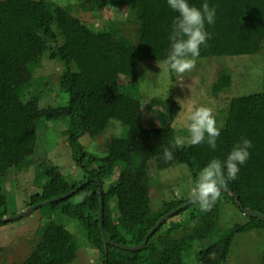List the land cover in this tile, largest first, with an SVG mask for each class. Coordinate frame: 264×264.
I'll list each match as a JSON object with an SVG mask.
<instances>
[{"label": "trees", "instance_id": "1", "mask_svg": "<svg viewBox=\"0 0 264 264\" xmlns=\"http://www.w3.org/2000/svg\"><path fill=\"white\" fill-rule=\"evenodd\" d=\"M203 2L192 0L198 7ZM208 2L217 9L216 22L208 26L211 36L198 59L257 54L264 43V0ZM107 3L110 7L125 4L138 24V32L147 23L168 26L170 32L176 15L166 0H107ZM169 50L168 42L165 55ZM137 51L133 39L120 27L91 29L51 0H0V184L11 169L33 163L29 153L16 152L11 147L15 133L27 127L36 130L39 122H60L74 166L81 175L69 179L51 161L45 158L39 163L34 161L37 189L28 195L25 210L60 197L36 208L49 206L53 212L55 205L64 218L79 222L86 242L103 251V264L107 257L116 264H225L231 245L228 251L223 247L236 234L264 228V221L246 214L236 202L264 214V89L229 98L215 150L207 144L193 147L179 142L182 147L172 149L174 158L165 164L166 168L186 165L194 183L211 159H224L241 138H249L253 143L249 160L241 166L238 179L224 185L231 193L221 190L220 198L206 213L195 202L168 216L138 250L105 245L101 236L98 182L104 232L109 240L122 245L141 244L161 216L190 201L179 197L163 201L157 210L150 209L148 164L163 159L164 149L172 148L178 141L170 123L164 126L144 123L142 101L135 95L136 79L124 84L119 80L114 58L135 63ZM43 60L60 63L62 70L38 76ZM231 83L228 70L220 69L212 91L215 94L226 91ZM52 89L65 92L66 102L41 106V100ZM111 119L120 121L126 131L116 139L119 153L98 156L86 151L80 137L100 135ZM126 197L129 204L121 212L118 205ZM226 203L233 204L243 217L224 227L219 217ZM10 209L6 194L0 192V218L15 215ZM10 221L13 220L0 224ZM49 228L23 264L72 261L69 230L60 223ZM257 264H264V252Z\"/></svg>", "mask_w": 264, "mask_h": 264}, {"label": "rangeland", "instance_id": "2", "mask_svg": "<svg viewBox=\"0 0 264 264\" xmlns=\"http://www.w3.org/2000/svg\"><path fill=\"white\" fill-rule=\"evenodd\" d=\"M51 1L67 8L73 16L84 21L91 29L117 26L133 39L138 48L137 62L114 58L119 80L124 84L132 78L136 79L138 92L135 95L138 94L142 101L144 123L147 126H164L170 123L174 136L180 143L186 144L189 139L186 117L194 106L206 105L213 108L218 124L221 125L224 120L223 110L230 97L264 89V43L255 55L200 58L190 73L183 75L169 73L165 76L163 71L165 51L170 33L168 26L147 23L142 32H138V24L126 10V5L110 7L106 5L109 4L107 0ZM220 69L228 70L232 83L228 90L215 94L211 86ZM61 70L60 63L43 60L37 75L55 74ZM146 70L152 73L150 79L145 77ZM48 94L45 100H41V106L60 105L67 100V94L57 89H52ZM153 96L158 97L152 98ZM153 105L159 110L153 112ZM62 130L60 122H39L36 130L27 127L12 137L10 145L14 151L29 153L33 163L11 169L6 174L3 184H0V192L6 194L11 205L9 212L18 214L25 210L24 202L28 195L37 189L34 161L39 163L44 158L51 161L69 179L81 175V171L74 166ZM125 132V127L120 121L111 119L108 127L100 135L93 137L84 134L79 141L86 151L98 156L117 155L120 145L116 139L124 136ZM165 164L166 161L161 158L151 160L148 164L152 211L157 210L165 200L188 198L194 184L186 165L166 168ZM128 204L129 197H126L119 203L118 209L123 212ZM221 208L219 221L222 226L227 227L235 221L242 220V213L233 204L226 203ZM54 223L62 224L72 235L69 245L72 261L69 264H103L105 259L103 251L92 248L86 242L79 222L64 218L57 212L55 205L53 212L49 206H42L20 219L0 224V264H23L36 248L40 238ZM229 248L230 254L225 264H257L264 252V228L236 234L223 250L228 251ZM105 262L116 264L111 257H107Z\"/></svg>", "mask_w": 264, "mask_h": 264}, {"label": "clouds", "instance_id": "3", "mask_svg": "<svg viewBox=\"0 0 264 264\" xmlns=\"http://www.w3.org/2000/svg\"><path fill=\"white\" fill-rule=\"evenodd\" d=\"M166 3L176 15L173 17L168 37L170 50L164 60V74L167 76L169 73H190L196 67L202 47L208 44L211 36L208 26L215 24L217 9L211 6L208 0H204L199 7L192 3V0H166ZM146 76L150 79L152 73L146 70ZM154 97L158 96L152 98ZM158 110L157 106L153 105V112ZM186 128L189 146L207 144L212 150L217 148L222 125L218 124L213 108L206 105L194 106L187 114ZM180 147L182 145L179 142L172 148L166 147L162 158L171 161L174 158L172 149ZM252 148V140L244 137L233 146L224 159H211L200 170L188 198L195 201L202 212L210 211L220 198L222 186L229 180L238 179L241 166L249 160Z\"/></svg>", "mask_w": 264, "mask_h": 264}, {"label": "water", "instance_id": "4", "mask_svg": "<svg viewBox=\"0 0 264 264\" xmlns=\"http://www.w3.org/2000/svg\"><path fill=\"white\" fill-rule=\"evenodd\" d=\"M87 182H88V180H86V181L83 182L82 184L78 185V186L75 188V190H77L79 187H81L84 183H87ZM97 182H98V180H97ZM98 184H99V188H98V193H99V211H98V215H99V228H100L101 236H102V238H103V240H104L105 245H107V244H111V245L117 246V247L122 248V249L138 250V249L143 248L144 245H145L146 240L148 239V237H149V236H150V235H151V234H152V233H153V232H154V231L160 226V224H161L162 222H164V221L168 218V216H170V215L176 213L178 210H180V209H182V208H185V207H187L188 205H190V204H192V203H195V201L190 200V201H188V202H185V203L179 205V206L176 207L175 209H173V210L167 212V213L164 214L163 216H161V217L157 220V222L153 225V227L149 230V232H148L147 235L145 236V240H144L141 244H139V245H137V246L122 245V244H118V243H115V242L109 240V239L107 238L105 232H104V229H103V222H102V217H103V199H102V195H101V187H100V183L98 182ZM221 190H225V191L231 193V191H230L227 187H225V186H222V189H221ZM72 192H73V191H71V192L65 194V196H68V195L71 194ZM58 199H60V197H56V198H54V199H52V200L44 201L43 203L46 204V203H49V202H52V201H57ZM236 199H237V198H236ZM236 202H237V204L240 205V208H241L246 214H248V215H250V216H253V217H256V218H258V219L264 221V214H262V213H260V212L253 211V210H251V209H249V208H247V207H243V206H241V204H240L238 201H236ZM43 203H38V204H36V205L30 206V207H28L26 210H24V211H22V212H20V213H18V214H15V215H12V216H8V217H2V218H0V221L5 222V221H7V220L18 219V218H20V217H22V216L28 214V213L31 212L34 208H36L37 206H40V205L43 204Z\"/></svg>", "mask_w": 264, "mask_h": 264}]
</instances>
